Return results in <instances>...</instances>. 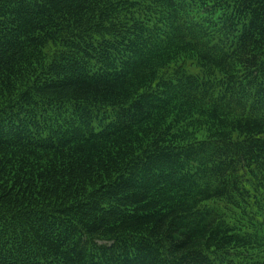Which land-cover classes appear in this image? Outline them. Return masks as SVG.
<instances>
[{"label": "trees", "instance_id": "obj_1", "mask_svg": "<svg viewBox=\"0 0 264 264\" xmlns=\"http://www.w3.org/2000/svg\"><path fill=\"white\" fill-rule=\"evenodd\" d=\"M0 264H264V0H0Z\"/></svg>", "mask_w": 264, "mask_h": 264}]
</instances>
